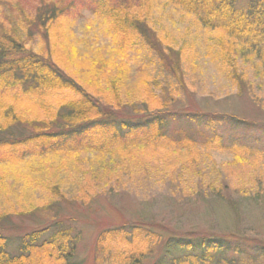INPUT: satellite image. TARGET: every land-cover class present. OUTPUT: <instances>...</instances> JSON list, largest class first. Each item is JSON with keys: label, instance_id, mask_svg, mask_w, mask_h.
<instances>
[{"label": "trees", "instance_id": "1", "mask_svg": "<svg viewBox=\"0 0 264 264\" xmlns=\"http://www.w3.org/2000/svg\"><path fill=\"white\" fill-rule=\"evenodd\" d=\"M170 1L196 18L202 28L223 34L227 41L218 43L217 52L234 80L240 81L237 74H245L244 62L240 61L245 57L251 60V67L247 69L264 75V0ZM52 3V8L48 5L38 8L33 19L23 16L10 18L12 23L28 30L30 35L33 29L44 33L46 41L42 42L45 46L40 51L26 45L15 32L0 31V149L12 150L13 155L21 153L17 156L21 159L28 151L33 154L30 157L37 160L47 155L75 154L84 150L95 157L113 156L119 160L123 158L121 155H130L134 149L153 145L173 154L195 148V145L185 141L184 136L168 143L165 133L175 125L195 124L212 129L224 125L252 133L258 130V123L237 116L202 112L181 105L170 107L164 103L159 108L150 109L145 101L140 104L139 98L135 100L133 96L128 98V104L120 106L114 102L115 97L103 96L101 92L111 91L110 86L121 74L123 77L119 81H123L129 71L130 76L134 71L148 70L150 62L153 63L148 56L147 63L143 61L138 68L134 65L139 47L143 43L153 44L141 9L132 4L109 5L107 0H98L89 6L92 17L99 24L85 25L84 29L67 34L71 41L66 50L76 67L68 70L50 55L54 50L50 47L49 30L58 20L57 13H62L58 0ZM132 35H135V50L127 44ZM108 38L114 41L111 43L114 50L105 48L103 42ZM157 51L160 58L166 60L165 52ZM120 68L126 70L120 73L117 71ZM172 72L179 85L185 88L180 72ZM90 86H95L97 90L88 89ZM152 130L158 132L152 133ZM123 132L124 136H120ZM139 132L148 134L130 138L131 134ZM224 147L229 149L231 146L224 142ZM125 163L114 164L115 168L103 163L97 168H86L82 173L96 181L104 176H115L121 168L132 170L143 166V163L133 160ZM200 169L199 165L184 163L169 169L160 168L161 173L165 172L163 180H166L164 188L167 193L164 195L172 208L194 205L191 201H203L213 210L215 205L235 209L236 203L221 191L201 189L199 193H193L185 189L187 186L181 185L184 180H172L174 173L177 179L182 178L181 172L203 174ZM64 176L69 179V174ZM76 185L80 186L79 179ZM51 189L54 195L50 190V199L43 204L47 207L57 204L55 197L59 200L67 198L62 188L55 186ZM90 191H86L85 187V193ZM147 199L151 203L143 205L146 210L160 205L159 197L154 193H150ZM56 221L46 222L39 230L23 235L16 244L15 252L9 250L15 239L5 236L4 228H0V264H83L77 259L79 237L74 228L65 226L62 221V226L58 228ZM238 237L209 229L186 230L169 225L156 216L152 218L142 214L135 223L102 232L97 243V264H234V258L228 255L238 253L255 260L256 255L247 253L249 246L238 240L237 244L230 241Z\"/></svg>", "mask_w": 264, "mask_h": 264}, {"label": "rangeland", "instance_id": "2", "mask_svg": "<svg viewBox=\"0 0 264 264\" xmlns=\"http://www.w3.org/2000/svg\"><path fill=\"white\" fill-rule=\"evenodd\" d=\"M53 1L57 0H0V31L15 32L26 45L40 51L45 46L42 42L46 41L44 33L33 29L30 35L10 18L33 19L38 8L47 5L52 8ZM97 1L58 0L62 13H57L58 20L49 30L50 47L54 51L52 54L48 52L54 61L68 70L76 67L66 50L71 41L67 34L78 32L85 25L99 24L89 11V6ZM107 1L109 5L132 4L141 9L153 44L143 43L139 47L134 65L138 68L143 61L147 63L148 56L153 63L150 62L148 70L134 71L130 76L129 71L123 81H119L123 77L121 74L110 86L111 91L101 92L103 96L115 97L114 102L120 106L128 104V98L133 96L135 100L139 98L140 104L145 101L150 109L159 108L164 103L170 107L181 105L202 112L237 116L258 123V130L252 133L224 125L213 129L195 124L175 125L165 133L168 143L184 136L185 141L195 148L173 154L153 145L134 149L130 155H121L123 158L119 160L113 156L95 157L84 150L75 154L47 155L37 160H33L30 157L33 154L27 150L28 154L21 159L17 158L21 153L16 150L17 154L13 155L12 150L0 149V228H4L5 236L16 241L9 250L16 251V244L23 235L57 219L58 228L62 221L65 226L74 228L79 237L77 259L83 264H97V243L102 232L135 223L144 214L186 230L209 229L218 234L239 235L240 238L230 241L237 244L238 240L249 246L247 253H253L257 258L254 260L242 253L229 254V258H234V264H264V75L247 69L251 67V60L245 57L240 60L244 62L245 74H237L240 81L234 80L217 52L218 43L227 39L219 32L202 28L196 18L170 0ZM65 35L68 39L64 38ZM134 38L132 35L127 43L131 44L132 50L136 49ZM107 41L103 42L105 48L114 50L111 45L114 41L111 38ZM158 49L165 52L166 60L160 58ZM171 70L180 72L185 88L179 85ZM87 88L97 90L95 86ZM156 132L152 130V133ZM147 134L133 133L130 138ZM120 136H124V132ZM207 140L210 141L207 143ZM224 142L231 147L226 149ZM128 160L143 163V166L132 170L121 168L115 176H104L96 181L82 173L86 168H97L103 163L113 167L114 164L125 165ZM183 163L199 165L203 174L181 172L182 178L177 179L174 173L173 181L184 180L181 185L193 193H199L201 189L221 191L236 203L235 209L215 205L213 210L203 201H191L194 205L173 209L164 195L167 193L164 188L166 180H163L165 172L161 173L160 168L169 169ZM66 174H69L68 180ZM148 175L151 177L145 178ZM78 179L80 186L76 185ZM55 186L62 188L67 198L59 200L55 197L56 205L44 206L50 199V190L54 195L51 188ZM85 187L86 191L91 190L89 194L85 193ZM150 193L159 197L160 205L146 210L144 206L150 202L147 199Z\"/></svg>", "mask_w": 264, "mask_h": 264}]
</instances>
